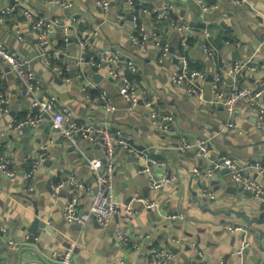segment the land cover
<instances>
[{"label": "crops", "instance_id": "crops-1", "mask_svg": "<svg viewBox=\"0 0 264 264\" xmlns=\"http://www.w3.org/2000/svg\"><path fill=\"white\" fill-rule=\"evenodd\" d=\"M109 1V10L100 5L102 0H72L67 10L43 0H16L19 11L5 22L0 20V42L32 62L42 82L41 98L55 97L75 121L130 132L138 147L148 148L163 164L155 167L153 174L176 175L178 182L153 190L149 176L140 172L142 163L118 150L114 189L120 206L113 222L108 227L95 221L81 228L69 224L64 212L70 198H78L81 211L91 207L97 177L89 161L105 160V152L85 141L80 143L81 150L72 147L52 130L47 115L37 128L16 131V123L32 113L34 99L24 93L16 76L0 62V71L5 75L0 79V90L7 92L9 100L8 112L3 111L0 103V151L17 168L15 178L0 173V264H59L56 254L70 246H75L73 264H148L144 255L151 247L171 249L174 264H264V237L260 233L264 224L251 226L231 214L234 211L246 213L250 219L261 218L264 194L254 197L225 170L213 178L195 173L198 170L203 174L223 155L233 157L241 165L264 158V131L257 127L256 113L247 103L240 102L234 123L241 133L229 129L225 107L217 101L213 88L222 70L236 61L254 60L258 68L242 73L237 80L226 79L222 85L226 95L235 84L255 90L264 83V0H248L246 6L232 0H204L208 10L194 0ZM8 4V0H0V14ZM24 10L32 11L35 18H27ZM40 18L61 21V27L50 33L43 47L47 56L43 57L35 48L44 35V30L36 27ZM140 26L146 28L150 37L144 48L131 42ZM65 28L70 29L68 36ZM205 32L212 35L211 39L206 38ZM154 33L169 45L168 55L151 39ZM81 41L88 43V57L82 65L78 62ZM209 43L213 56L204 50ZM106 50L119 51L123 62L96 65ZM181 56L188 60L190 72L205 76L198 80L200 96H191L185 87L172 82ZM127 61L138 66V75L131 73ZM53 66L68 71L59 76ZM123 77H128L140 94L141 101L134 108L121 95ZM99 91L108 93L115 111L88 102L86 93ZM148 102L158 120L165 115L173 118L169 131L153 124ZM261 103L264 106V98ZM197 139L210 142L209 159H202L196 151L178 149L183 140ZM40 159L43 162L28 179ZM250 175L264 187V178ZM71 177L83 188L72 185ZM58 184L64 187L55 193L53 186ZM138 198L156 206L148 208ZM128 208L134 215L128 214ZM37 213L52 234L39 229L40 243L32 245L27 242L28 231L22 230L32 226ZM169 215H184L185 219L172 221ZM231 226L243 230L230 231ZM119 229L141 244V250L120 245L116 240ZM23 248H35L38 252L21 253Z\"/></svg>", "mask_w": 264, "mask_h": 264}, {"label": "built area", "instance_id": "built-area-1", "mask_svg": "<svg viewBox=\"0 0 264 264\" xmlns=\"http://www.w3.org/2000/svg\"><path fill=\"white\" fill-rule=\"evenodd\" d=\"M9 4L6 8L1 11L0 20L5 22L9 17L14 15L19 11L18 5L15 3L16 0H8ZM52 7H59L63 9H70L72 6V0H43ZM203 10H208V6L204 0H194ZM236 5L246 6L248 5V0H232ZM132 3V2H131ZM100 5L105 10H109L110 1L102 0ZM24 15L33 20L35 14L30 10H24ZM36 27L44 30V35L39 37V40L35 44V48L40 51L41 56H47V53L43 51V47L47 43V39L50 33L57 27H61L60 20H45L40 18L37 21ZM65 34L68 36L70 29L65 28ZM206 38L211 39L212 35L209 32H205ZM21 40L22 37L20 36ZM156 45L162 50L163 54L166 56L169 54L170 49L168 44H163L160 40L158 34L154 33L151 38ZM23 40V39H22ZM150 40L148 32L144 26L137 28L135 33L131 37V42L140 48H144L145 44ZM81 55L78 59L80 65L84 64L86 58L88 57V43L87 41L80 42ZM205 52L208 55L213 56L214 51L211 47V43L206 44L204 47ZM0 62L5 65L10 72H12L24 93L27 96H31L33 101V111L27 115L24 119L19 120L16 123L15 130H22L24 128H37L45 116H50L51 118V128L52 130L63 140L67 141L72 147L77 150L80 149V143L85 141L90 145L101 148L105 152V160L93 159L89 161V165L92 171L97 177V190L93 198V203L91 207L86 211H81L79 209L78 198L72 197L67 202L65 206L64 217L69 224L85 227L91 222H96L103 227H108L114 220L116 214L118 213L119 204L117 196L114 189V177H115V156L118 150H122L132 157L136 158L140 163H142V169L140 172L142 174H147L149 176L148 183L153 190H160L168 186L177 184L178 177L176 175H170L163 173L161 176L153 174V169L155 167H163L156 158H154L148 148H140L134 142V137L132 134L123 129H114L105 125L87 123L83 121H75L71 118V112L66 108H61L55 97L49 99H44L40 97L42 92V82L37 78L35 70L33 68L32 62L26 57L10 49L7 45L0 42ZM123 62L122 55L119 51H104L99 58L96 60L95 64L102 66L104 63H110L113 65H119ZM51 65V62H47ZM180 68L172 76V82L176 85L183 86L187 89V92L191 96H200L201 88L198 83L205 79L204 74L199 72H190L188 60L181 56L179 57ZM127 66L130 68L131 73L138 75L140 70L138 66L132 62L127 61ZM258 64L254 60L249 61H236L230 63L226 66L221 74L216 78L214 83V92L217 101L222 102L225 111L228 116V128L241 133L239 126L234 123V116L236 112L237 105L240 102H245L250 106V109L256 113L257 127L264 131V106L261 101L264 98V83L260 85L258 89L251 90L249 88H241L237 84L233 86L232 91L226 95L222 90V85L226 79L237 80V77L244 72L256 71ZM54 71L59 76H64L68 69H63L59 67H54ZM5 75L3 71H0V79H4ZM69 78H67V81ZM122 89L121 95L124 100L129 104L130 108H134L139 105L141 98L139 92L133 87L130 79L128 77L122 78ZM86 90V89H85ZM86 99L88 102L98 105L101 108L113 112L116 110V106L113 100L110 98L107 92L99 91L95 94L86 93ZM0 103L4 112H8L9 100L7 92L5 90H0ZM147 107L152 109L151 119L153 124L158 126L164 131H169V125L173 121L170 115H165L159 118L155 110H153L152 103L148 102ZM1 148V147H0ZM181 152L186 151H196L198 155L206 160L212 155V147L210 142L205 139H197L193 142L188 140H183L181 145L178 147ZM43 162L40 159L35 163L32 171L27 175L28 179H31L35 173L36 167ZM228 170L232 175L234 182L243 190L249 191L256 198H260L264 194V187L257 180L252 178L250 174H257L258 176L264 178V158L257 159L253 162H248L246 164H239L236 159L229 155L220 156L217 160L213 162V166L203 172L195 170L196 175H203L206 178H213L217 172ZM0 173L8 178H15L17 176V168L14 161L6 156L0 151ZM71 184L76 188H83V185L77 182L73 177L70 180ZM64 184H58L53 186L55 193H58ZM139 202L146 204L148 208H153L156 206L154 202H149L145 198H138ZM128 214L130 216L134 215V211L128 208ZM169 219L172 221H178L185 219L184 215H169ZM230 231L243 230L238 226L228 227ZM149 239V237L147 238ZM116 240L125 248L132 250H141V244L132 241V237L129 236L125 231L119 229L116 234ZM244 248H242L238 254L243 253ZM74 251L75 246L68 247L65 252L56 254L59 259V264H73L74 263ZM145 260L148 264H174L175 254L171 249L166 248H149L144 255ZM189 264H210V263H199L190 262ZM213 264H226L224 261H220Z\"/></svg>", "mask_w": 264, "mask_h": 264}, {"label": "water", "instance_id": "water-1", "mask_svg": "<svg viewBox=\"0 0 264 264\" xmlns=\"http://www.w3.org/2000/svg\"><path fill=\"white\" fill-rule=\"evenodd\" d=\"M58 8V7H57ZM225 172L229 173L228 170H225ZM231 214H234L236 215L238 218H243L246 220V222L249 224V225H257V226H261L264 224V215L261 217V218H254V219H250L249 216H247V214L245 213H239V212H234L232 211ZM79 228H81L80 226H77ZM41 229L49 234H52V231L50 230L49 226L47 225V223L41 219L40 217H38V213H37V218L35 219L34 223L32 224V226L30 227H26L25 229L22 230V232H25L26 230L28 231L29 233V236L27 238V242L29 244H32V245H38L40 242H38L37 240V233H38V230ZM261 232V236L264 237V231L260 230ZM26 251H29V252H33V253H37L38 250L35 249V248H23L21 250V253H24ZM6 259V258H5ZM8 259V257H7ZM2 259H0V262H1ZM44 261V260H43Z\"/></svg>", "mask_w": 264, "mask_h": 264}]
</instances>
